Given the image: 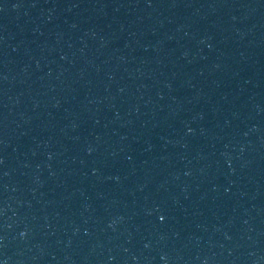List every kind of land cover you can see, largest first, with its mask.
Here are the masks:
<instances>
[{"label": "water", "instance_id": "obj_1", "mask_svg": "<svg viewBox=\"0 0 264 264\" xmlns=\"http://www.w3.org/2000/svg\"><path fill=\"white\" fill-rule=\"evenodd\" d=\"M0 264H264V0H0Z\"/></svg>", "mask_w": 264, "mask_h": 264}]
</instances>
